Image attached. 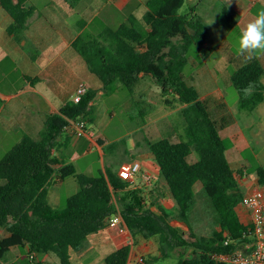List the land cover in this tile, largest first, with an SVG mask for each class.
<instances>
[{
	"label": "trees",
	"instance_id": "obj_1",
	"mask_svg": "<svg viewBox=\"0 0 264 264\" xmlns=\"http://www.w3.org/2000/svg\"><path fill=\"white\" fill-rule=\"evenodd\" d=\"M186 2L148 0L143 19L131 14L127 23L107 26L101 32H92L83 24L73 47L106 87L119 83L133 91L144 74L153 77L167 103L172 95L185 105V137L179 142L147 140V146L177 203V217L188 226L194 241L189 243L181 228L170 224L167 212L158 215L125 205L121 211L133 238H157L161 255L168 248L190 245L193 255L180 258L178 264H226L212 256L233 252L252 241V226L238 212L246 195L238 174L245 173L236 171L227 156L234 142L221 134L226 120L220 124L199 90L186 80L191 47L195 45L206 59L214 51L206 46L208 29L202 17L179 14ZM0 7L13 19L8 32L20 41L36 7L30 0H0ZM218 18L230 30L237 26L226 5ZM231 78L236 89L251 91L240 100L242 110L255 111L264 102V66L259 58L244 62ZM95 97L96 91L88 90L80 103H69L60 113L49 115L40 139L23 133L21 141L0 159V227L8 233L0 236V264H51L31 260V254H54L58 264H72V251L81 249L90 234L104 229L107 219L119 212L115 196L128 187L127 182L109 167L97 176L79 173L76 165L53 154L69 119L88 120ZM194 154L196 160L190 161ZM251 163L250 172H257L264 185V167L255 160ZM69 177L77 179L79 190L62 208H54L50 188ZM200 203L213 219L211 237L194 233L191 218ZM134 245L109 254L106 263L128 264ZM13 248L26 254L21 262H7Z\"/></svg>",
	"mask_w": 264,
	"mask_h": 264
},
{
	"label": "crops",
	"instance_id": "obj_2",
	"mask_svg": "<svg viewBox=\"0 0 264 264\" xmlns=\"http://www.w3.org/2000/svg\"><path fill=\"white\" fill-rule=\"evenodd\" d=\"M212 1L213 3H221L222 6L226 5L237 20L235 28L239 27L241 30L255 18V13L259 9L264 8V0ZM30 2L36 7V12L29 19L27 30L22 36L20 35V41L16 40L15 35H11L8 32V27L13 23V19L0 7L8 14L5 15L3 11H0V16H2L0 21V156L4 153L6 155L12 147L18 144L23 133L30 135L34 139H40L47 117L60 113L65 105L74 102V97L80 84L84 83L88 90L96 91V96L98 94H106L105 90L110 86L116 84L120 86L119 83H114L106 87L100 79L97 81L94 77L96 75L90 71L85 59L73 47V42L83 31L81 29L83 24H87L86 28L91 29L92 32H101L107 26L116 28L123 23H127L129 16L142 6L145 12L140 16H136L138 19H143L148 11V0H102L98 1L95 6L85 7L84 10H82V0H30ZM209 7H206L202 12H206L210 16L213 10L210 8L208 11ZM214 7L217 9V5H214ZM215 12L216 10L213 13ZM194 13H196V10ZM216 17H218V13ZM226 42L225 38L224 46L230 48V44ZM233 55L234 58L231 59L232 61L237 60L238 66L248 60L237 54ZM257 57L264 66V55H258ZM225 70L227 71L228 69L225 68ZM200 74L207 85L218 83L212 71L200 70ZM140 78L138 84L146 80H154L144 74H141ZM198 83V86H203L200 82ZM155 84L158 89H156L157 91L153 89L154 93L162 97L160 86L156 82ZM190 85L195 86L196 84ZM216 90L219 95L215 91H208L204 95L200 93L201 98L209 103L212 110L213 108L217 109L219 114L228 111V116L231 117L230 107L225 95L221 89L216 88ZM144 92L147 93V96L151 93L154 94L152 90H144ZM221 98L224 101H220ZM94 100L95 98L91 102L92 109ZM222 119L224 121L227 116L223 115ZM86 122L88 126L89 121L86 120ZM151 124L153 126L157 125L156 119H152ZM166 125L172 126V124L168 123ZM227 126L228 124L224 126L221 134L223 137L230 138L235 146L232 136H224L222 133L224 129L229 127ZM158 129L160 130V128ZM168 134L173 142L180 141L174 139V132L168 130ZM92 136L93 133L88 130L86 134L75 136L72 135L71 130L65 128L54 144L53 154L61 158L65 163L76 164L78 160L88 154V148L97 146L104 157V147L108 146L111 140H108L104 135H99L96 139ZM82 141L84 143H81ZM84 146L87 147V150L81 154L77 152L78 148L81 149ZM230 150L227 151V156ZM136 161L141 163L143 172H151L153 174L154 183L150 186H145L143 181L139 182L138 178L140 176L133 182H127L128 187L115 196V202L119 208L118 214L123 215L121 210L125 205L136 206L139 210H150L158 215L165 211L170 214L169 221L171 225L182 227L180 221L174 218V211L177 212V203L171 195L167 182L162 176L159 165L148 146L146 151L144 153L141 152L134 161L124 163L117 175L120 176V172L125 167ZM109 168L113 170V165ZM86 172L90 173L89 171ZM155 175L157 180H155ZM159 181H161V184H158ZM54 185L58 188L60 184ZM51 189L52 187L50 188V197L53 196ZM58 194L61 193L56 192V195ZM58 197L60 198L59 195ZM117 197H120V199L130 197L134 200L119 204ZM139 197H142L141 202L138 200ZM238 212L241 220L246 223L242 219L241 213L243 212L246 216L248 212L245 209L243 211L239 209ZM123 221L125 222L124 217ZM124 224L127 226L126 223ZM137 238H140V236ZM133 243H135V239L128 226L127 231L122 232L118 226L107 224L104 229L90 234L85 242V247L79 249L80 251L77 250V252L81 253V257L87 255L84 264H107L106 257L109 254ZM146 246L151 247L147 243L134 245L128 264H132L131 261L142 255ZM46 255L47 257H42L48 258L50 256V254ZM43 261L48 262L47 260ZM55 261L56 264L59 263V261L57 263L56 259Z\"/></svg>",
	"mask_w": 264,
	"mask_h": 264
},
{
	"label": "rangeland",
	"instance_id": "obj_3",
	"mask_svg": "<svg viewBox=\"0 0 264 264\" xmlns=\"http://www.w3.org/2000/svg\"><path fill=\"white\" fill-rule=\"evenodd\" d=\"M98 1L102 0H82V10L87 6H95ZM214 5H217V9H215ZM208 6H210L208 11L210 8L213 10L210 16L206 12H202ZM195 10L207 25L208 36L206 46L213 48L214 51L206 59L200 54L197 47L193 45L188 53L189 64L184 74L190 84H196L195 86L197 87L199 85L198 82H200L203 85L197 87L201 95H204L208 91H215L219 95L216 88L221 89L225 95L230 107L231 117L228 116V111L219 114L217 109L213 108L212 112L220 124L224 122L222 121V116H227L225 120H227L226 124L229 127L227 126L228 128L224 129L222 133L224 136H232L235 141V146L228 152V157L236 171L242 170L245 173L244 176L238 174V178L244 193L247 194L252 189L262 185L257 172H250L249 166L255 160L256 164L264 167V102L253 112L242 110L240 100L242 97H249L251 91L248 89L245 91L238 90L232 83L231 75L233 71L239 68L238 61H232V59L234 58L233 54H237V41L241 28L238 27L230 30L222 24L218 18L222 5L218 2L213 3L212 0H187L180 9L179 14L190 16ZM215 10L216 12L213 13ZM0 11L8 15L2 8H0ZM217 13L218 17H216ZM1 20L2 16H0ZM225 38L226 43L230 44V48L224 46ZM225 68L228 70L226 71ZM200 70L212 71L218 83L207 85L200 74ZM94 77L98 81L99 78L97 76ZM153 89L157 91L156 89L158 88L154 80L151 79L139 83L133 91H129L122 84L120 86L116 84L105 90L106 94H98L95 97L93 109L88 116L87 129L90 133H93V138L96 139L99 135H104L108 140H111V143L104 147V157L97 146L88 148V154L74 164L77 166L79 173L82 171V173L90 176H97L100 172H105V168L113 165V171L117 174L124 163L134 161L139 157L141 152L144 153L146 151L147 140L154 142L163 138H170L168 130L175 133L173 137L176 141L182 140L185 137L186 120L183 115L185 105L172 95L168 97L171 103H167L162 90L161 97L160 95L157 96V93H154ZM144 90H152L154 94L151 93L147 96L146 92L143 93ZM220 101L224 100L221 98ZM212 105L215 106L214 104ZM152 119H156L157 125L153 126L151 124ZM167 123L172 124V126L166 125ZM81 143H84V141ZM85 150H87L86 146L81 149L78 148L77 152L81 154ZM4 154L0 156V159L5 156ZM194 159H196V154L190 158V161H194ZM112 162L113 164H111ZM138 180L139 182L143 181L141 176ZM155 180H157L156 175ZM158 184H161V181ZM78 190L79 184L75 177L67 178L58 188L53 185L51 189L53 196L50 197L53 207L62 208L65 205V201L78 192ZM58 191L61 193L58 194L60 198L56 195V192L59 193ZM117 200H119V204H125L134 199L130 197L120 199V197H117ZM138 200L141 202L142 197H139ZM204 209L203 203H200L198 210L191 218V222L194 227V233L197 236L211 237L215 226L212 216L207 214ZM239 209L243 211V208ZM174 213V218L180 221L177 217L178 212L174 211ZM241 215L245 222H250L249 214L245 216L242 212ZM180 225L182 226L180 228L183 231V237L189 243L194 241L188 226L181 221ZM7 234V229L0 227V236L5 237ZM143 243L151 245V247L146 246L142 253L146 259L145 264H178L180 258H189L193 255V248L190 245L177 246L173 249L167 247L166 255H161L160 244L157 238L145 239L143 236H140V238L135 239V245H142ZM84 245L81 249L85 247ZM25 252H28V249H25ZM71 254L73 255L72 264L85 263L87 255L81 257V253L75 250ZM25 255L21 249L13 248L7 255V262H21ZM42 256L47 257L46 254L36 257L31 254L30 259L37 262L47 260L51 264H56L55 259L57 263L59 261L58 257L54 254H50L48 258H43ZM132 264L136 263L132 262Z\"/></svg>",
	"mask_w": 264,
	"mask_h": 264
},
{
	"label": "built area",
	"instance_id": "obj_4",
	"mask_svg": "<svg viewBox=\"0 0 264 264\" xmlns=\"http://www.w3.org/2000/svg\"><path fill=\"white\" fill-rule=\"evenodd\" d=\"M87 92V86L84 83L80 84L74 102L80 103ZM65 128L71 130L72 135L75 136L86 134L88 130L87 122L84 119H69ZM139 176L142 177L145 186L154 183L153 174L143 172L139 161L131 163L120 172V178L126 182H133ZM241 208L249 214L250 222H246V224L252 226V241L245 242L241 248L233 252L214 254L212 257L226 264H264V185L257 186L248 192ZM124 223L123 215L118 213L107 219V224L118 226L122 232L127 231V226ZM131 262L145 264L146 259L143 255H139Z\"/></svg>",
	"mask_w": 264,
	"mask_h": 264
},
{
	"label": "clouds",
	"instance_id": "obj_5",
	"mask_svg": "<svg viewBox=\"0 0 264 264\" xmlns=\"http://www.w3.org/2000/svg\"><path fill=\"white\" fill-rule=\"evenodd\" d=\"M144 12L142 6L133 15L140 16ZM237 45V54L245 59L250 60L258 55H264V8L259 9L255 18L240 31Z\"/></svg>",
	"mask_w": 264,
	"mask_h": 264
}]
</instances>
